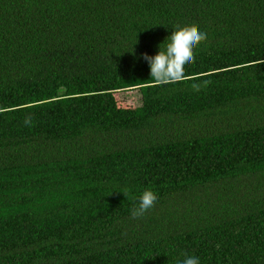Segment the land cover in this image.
I'll return each mask as SVG.
<instances>
[{
    "label": "trees",
    "instance_id": "16d2710c",
    "mask_svg": "<svg viewBox=\"0 0 264 264\" xmlns=\"http://www.w3.org/2000/svg\"><path fill=\"white\" fill-rule=\"evenodd\" d=\"M181 26L207 40L157 85ZM185 255L264 264V0H0V264Z\"/></svg>",
    "mask_w": 264,
    "mask_h": 264
},
{
    "label": "clouds",
    "instance_id": "9594fccd",
    "mask_svg": "<svg viewBox=\"0 0 264 264\" xmlns=\"http://www.w3.org/2000/svg\"><path fill=\"white\" fill-rule=\"evenodd\" d=\"M206 40L207 33L196 27H175L172 34L161 43L155 55L143 54V58L149 64L150 76L154 83L157 85L182 83L186 78V68L195 61L196 49ZM204 83L207 84L208 81ZM192 87L198 92L201 85L197 83ZM25 123H30V119H26ZM157 204L156 194L151 189H145L130 213L133 217L143 218L150 214ZM179 264H201V259L196 255H185Z\"/></svg>",
    "mask_w": 264,
    "mask_h": 264
},
{
    "label": "rangeland",
    "instance_id": "374dc122",
    "mask_svg": "<svg viewBox=\"0 0 264 264\" xmlns=\"http://www.w3.org/2000/svg\"><path fill=\"white\" fill-rule=\"evenodd\" d=\"M118 96L123 101V105H131L136 106L139 105L140 102V93L138 89H128L125 91L118 92Z\"/></svg>",
    "mask_w": 264,
    "mask_h": 264
}]
</instances>
